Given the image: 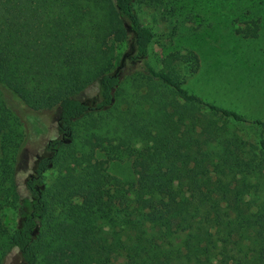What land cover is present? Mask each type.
I'll use <instances>...</instances> for the list:
<instances>
[{"label": "trees", "instance_id": "obj_1", "mask_svg": "<svg viewBox=\"0 0 264 264\" xmlns=\"http://www.w3.org/2000/svg\"><path fill=\"white\" fill-rule=\"evenodd\" d=\"M135 1L0 0V83L60 135L22 195L27 134L0 100V213L19 218L10 233L0 216V264L14 249L23 264H264V118L190 93L192 51L156 69Z\"/></svg>", "mask_w": 264, "mask_h": 264}, {"label": "rangeland", "instance_id": "obj_2", "mask_svg": "<svg viewBox=\"0 0 264 264\" xmlns=\"http://www.w3.org/2000/svg\"><path fill=\"white\" fill-rule=\"evenodd\" d=\"M135 8L143 26L154 33L149 60L156 69H161L166 55L192 51L199 57V70L195 74L188 68L181 70V80L190 93L248 118H264V0H136ZM0 100L27 134L22 152L24 168L18 177L20 192L25 196V183L37 159L49 155L47 144L60 135L51 115L30 110L2 83ZM29 118H39L44 124L39 128L44 131H35ZM96 159L106 161L108 157L97 151ZM106 168L124 183L137 182L132 160H109ZM56 175V171L49 172L48 183ZM249 200L254 206L260 202L255 195ZM0 216L13 233L19 223L17 210L7 208ZM118 263L123 264V259ZM5 264H23L17 249Z\"/></svg>", "mask_w": 264, "mask_h": 264}]
</instances>
